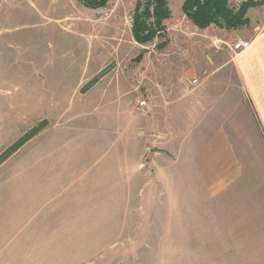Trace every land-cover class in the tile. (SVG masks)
Wrapping results in <instances>:
<instances>
[{
  "label": "rangeland",
  "instance_id": "374dc122",
  "mask_svg": "<svg viewBox=\"0 0 264 264\" xmlns=\"http://www.w3.org/2000/svg\"><path fill=\"white\" fill-rule=\"evenodd\" d=\"M168 1L164 33L142 44L128 21L137 0H109L96 9L77 0H0V181L40 175L48 169L44 159L61 157H113L126 169L134 161L149 179L136 183L134 199L121 196L98 208L104 212L57 211L48 229L35 224L33 251L25 254L33 264H264V143L258 162L250 160L241 181L226 189H203L187 164L158 173L167 156L147 140L148 109L139 100L159 109L161 90L174 100L180 80L210 74L223 52L234 57L224 43L215 51L213 42L229 43L228 31L241 28H199L185 16L184 0ZM182 22L197 35H185L176 26ZM149 61L169 68L176 83L148 86L150 75L159 74ZM219 76L238 84L232 66ZM195 88L185 85L183 92ZM177 120L169 128L184 133L185 145L198 127L186 113ZM24 136V144L11 148ZM14 257L9 264H17Z\"/></svg>",
  "mask_w": 264,
  "mask_h": 264
},
{
  "label": "crops",
  "instance_id": "0c3cea01",
  "mask_svg": "<svg viewBox=\"0 0 264 264\" xmlns=\"http://www.w3.org/2000/svg\"><path fill=\"white\" fill-rule=\"evenodd\" d=\"M248 3L251 5L245 14L247 24L228 31L232 39L250 41L247 49L231 58L228 51L223 52L211 65L212 72L201 75L199 85L189 93L183 92V80L172 101H166V92L161 90L159 109L149 106L148 99L143 98L147 100L144 108L148 109L149 117L144 123L147 140L160 144L161 155L167 156L158 162L159 174L165 176L187 164L193 180L203 189L221 184L226 189L241 181L243 166H248L250 160L258 162L257 149L264 143V0H248ZM147 64L150 71L159 69V74L150 75L148 86L162 88L176 83V79L169 78V68L151 61ZM230 66L237 74V85H226V79L219 76ZM185 113L198 129L183 145L184 133L174 132L169 126L171 119L177 123ZM153 115L158 122L152 120ZM233 134H243V140L236 141ZM242 149L243 157L238 152ZM181 150L186 151L183 152L186 158L179 156ZM45 161L43 165L48 166L45 173L15 174L0 181V264H9V256H15L17 264H23L24 260L33 264L25 256L33 251L30 242L33 226L42 223L48 229L50 224H55L57 211L104 212L98 208L113 206L121 196L134 199L136 183L146 185L149 181L145 171H136L134 161L128 163L132 164L131 169L113 157H61ZM164 176L162 181L166 180ZM9 221L15 224L10 233Z\"/></svg>",
  "mask_w": 264,
  "mask_h": 264
},
{
  "label": "trees",
  "instance_id": "16d2710c",
  "mask_svg": "<svg viewBox=\"0 0 264 264\" xmlns=\"http://www.w3.org/2000/svg\"><path fill=\"white\" fill-rule=\"evenodd\" d=\"M88 8L106 7L109 0H77ZM248 1L239 9L231 8L227 0H184L182 10L184 14L199 28H206L215 24L227 29H235L247 24L245 17ZM171 16L168 0H137L132 31L134 38L139 43L153 42L165 30L164 21ZM159 46H164L161 44ZM24 136L11 148L20 147L28 138Z\"/></svg>",
  "mask_w": 264,
  "mask_h": 264
},
{
  "label": "built area",
  "instance_id": "2783aa9c",
  "mask_svg": "<svg viewBox=\"0 0 264 264\" xmlns=\"http://www.w3.org/2000/svg\"><path fill=\"white\" fill-rule=\"evenodd\" d=\"M201 2L206 1V0H200ZM248 0H227L228 5L231 8L234 9H239L243 4H245ZM185 16L187 17V15L185 14ZM188 18V17H187ZM189 19V18H188ZM128 21L133 23V15H129L128 16ZM181 28L180 30L183 28L185 29L184 31H182L185 35L188 36H195L197 35L196 31L192 28V26L190 24H188V22H182L180 24H177L176 26H180ZM226 44V46H229L231 50H233L235 53L237 52H241L245 49H247L250 46V41H246V40H241V39H233L231 42H225V41H214L213 45H214V50L218 51L221 49V45L222 44ZM206 73V71H200V72H196L193 76L188 77L185 81V85L188 88L191 87H196L197 85H199L200 83V78L201 75H204ZM139 105L141 107H146L147 106V100L142 99L139 100ZM148 151H150V148H148Z\"/></svg>",
  "mask_w": 264,
  "mask_h": 264
}]
</instances>
